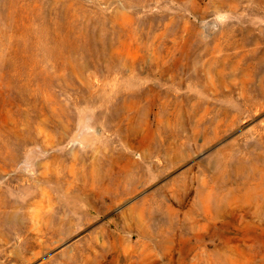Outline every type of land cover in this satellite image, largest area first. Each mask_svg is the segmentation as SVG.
Masks as SVG:
<instances>
[{
    "label": "rangeland",
    "instance_id": "rangeland-1",
    "mask_svg": "<svg viewBox=\"0 0 264 264\" xmlns=\"http://www.w3.org/2000/svg\"><path fill=\"white\" fill-rule=\"evenodd\" d=\"M0 264H264V0H0Z\"/></svg>",
    "mask_w": 264,
    "mask_h": 264
}]
</instances>
